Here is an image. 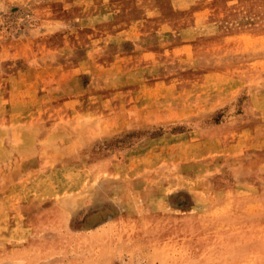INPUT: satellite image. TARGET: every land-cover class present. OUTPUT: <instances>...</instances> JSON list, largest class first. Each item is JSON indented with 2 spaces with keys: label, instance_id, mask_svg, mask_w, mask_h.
Here are the masks:
<instances>
[{
  "label": "rangeland",
  "instance_id": "rangeland-1",
  "mask_svg": "<svg viewBox=\"0 0 264 264\" xmlns=\"http://www.w3.org/2000/svg\"><path fill=\"white\" fill-rule=\"evenodd\" d=\"M0 264H264V0H0Z\"/></svg>",
  "mask_w": 264,
  "mask_h": 264
}]
</instances>
